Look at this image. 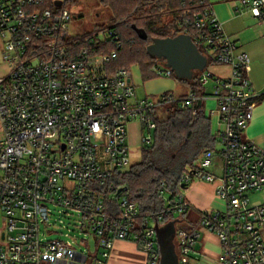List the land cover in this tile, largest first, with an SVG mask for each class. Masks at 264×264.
I'll use <instances>...</instances> for the list:
<instances>
[{"label": "built area", "instance_id": "obj_1", "mask_svg": "<svg viewBox=\"0 0 264 264\" xmlns=\"http://www.w3.org/2000/svg\"><path fill=\"white\" fill-rule=\"evenodd\" d=\"M178 1L179 9L167 3L160 13L184 25L207 58L194 80L202 92L189 86L185 97L141 99L131 71L111 72L123 48L116 26L72 37L73 0H0V58L7 68L0 76V264H88L92 246L102 258L94 264H104L116 241H132L146 264H160L155 225L178 216L188 223L193 206L183 191L196 182L217 184L223 205L200 212L191 229L176 228L178 264H194L202 231L218 237L220 264H264V202L251 200L264 193V148L245 133L264 93L253 87L250 57L227 34L215 5ZM236 1L238 16L250 14L264 27V0ZM218 65L230 68L227 78L212 72ZM151 72L174 77L159 64ZM209 101L216 108L208 114ZM172 105L193 117L202 109L215 120L216 146L173 189L162 183L163 209L143 215L127 190L114 194L109 183L132 164L130 125L141 127L138 145L151 146L157 119ZM217 155L219 177L212 173Z\"/></svg>", "mask_w": 264, "mask_h": 264}, {"label": "trees", "instance_id": "obj_2", "mask_svg": "<svg viewBox=\"0 0 264 264\" xmlns=\"http://www.w3.org/2000/svg\"><path fill=\"white\" fill-rule=\"evenodd\" d=\"M122 3L113 24L121 37L123 48L110 66L111 72L121 69L130 71L124 65L125 62L121 61L130 58L141 65L143 80L147 81L153 77L151 69L157 65V59H152L146 50L152 44L153 38L164 39L186 32L185 26L177 21L162 28L157 21L159 12L167 3L171 9H179V1L159 0L153 5H147L141 0H123ZM136 16L144 21V26L135 24L129 27L130 18ZM139 30L147 34L146 41L140 39ZM111 48L105 47L103 53H109ZM185 82L194 86V81ZM194 88L198 93L202 92L199 86ZM166 113L168 115L163 117L164 119H157V128L153 134L154 143L144 150L142 162L133 166L129 173L115 176L109 183L116 188L114 194L122 188L127 190L129 199L137 203L143 215H150L163 209V202L159 198L162 183L173 189L184 174L186 166L192 165L205 151L216 146L211 121L202 109L198 116L193 117L190 110L172 105L166 108Z\"/></svg>", "mask_w": 264, "mask_h": 264}, {"label": "crops", "instance_id": "obj_3", "mask_svg": "<svg viewBox=\"0 0 264 264\" xmlns=\"http://www.w3.org/2000/svg\"><path fill=\"white\" fill-rule=\"evenodd\" d=\"M214 5L216 12L219 11L218 16L220 20L224 22V26L227 34L240 46V48L246 52L251 60L250 63V73L249 79L258 93H264V33L262 26L258 25L257 20H255L250 14L244 16H238L235 12L237 1L236 0H210ZM224 10H227L229 17H227L224 13ZM250 17L255 22L254 26L247 27L246 30L238 31L237 22L243 17ZM259 29V33L253 34L251 33L252 29ZM237 31V32H236ZM2 51V45H0V55ZM1 57V56H0ZM1 59V58H0ZM212 72L215 75L220 76L222 78H227L230 74V68L227 66H214L212 68ZM153 75V74H152ZM161 78L167 77H158L153 75L149 80L144 81L145 83H149L153 79H158L160 83L152 84L148 87V93L145 92L144 97H139L138 87H137V96L138 98H154L153 94L158 92H162L165 87H169L170 82L167 80H162ZM169 79V78H168ZM133 80V78H132ZM183 84H178L179 87L183 88L185 86L184 97L188 93L190 89V85L185 81H181ZM182 85V86H181ZM174 94L172 91H168ZM167 93V92H165ZM159 95H156V97ZM155 97V98H156ZM207 104V102H206ZM205 104V105H206ZM211 121V120H210ZM130 126L135 130L132 134V137H137V142H139L141 127L137 123H133ZM216 128V122L212 119L211 121V130L214 132ZM246 136L255 144L264 148V97L254 110V115L252 122L250 123L247 131L245 132ZM221 165V164H220ZM213 174L217 177L220 175L215 174L213 168ZM217 184L206 183V182H196L189 186L183 193L188 198L190 203L193 206V209L190 212H193L196 217L202 211H215L222 207L223 203L216 196V188ZM261 195V199L259 201L264 202V193ZM189 212V213H190ZM188 213V214H189ZM188 222L189 227L187 229H191L195 222ZM5 227V220L3 215L0 213V235L3 232ZM90 253L92 264L96 260H101L100 250L98 248H94L92 246ZM220 254H221V246L218 237L213 233H208V231L201 232V238L199 243L196 246L195 254H194V264H220ZM148 259L146 256L137 250L136 245L132 241H116L114 247L110 253V256L107 260H104V264H146Z\"/></svg>", "mask_w": 264, "mask_h": 264}, {"label": "rangeland", "instance_id": "obj_4", "mask_svg": "<svg viewBox=\"0 0 264 264\" xmlns=\"http://www.w3.org/2000/svg\"><path fill=\"white\" fill-rule=\"evenodd\" d=\"M123 0H112V2L110 0H75V4H74V18L73 20L69 23L68 26V31L71 34L72 37H83V36H87L99 29H104V28H108L110 27L113 22H115L117 14L116 12H118L120 5L123 4L122 3ZM213 2V1H212ZM216 8V7H215ZM217 11V9H215ZM219 13V11L217 12ZM227 17H229L227 10H224V13ZM150 16V15H147ZM145 17V16H144ZM140 18V17H139ZM158 22H159V27H164V26H169L170 22V18L167 15H163L162 13L159 12L158 16ZM138 25V26H144V21L142 19H138L137 16L134 18H130L128 25L129 27L133 26V25ZM116 25V24H115ZM255 22L252 20V18L250 17H243L242 19L239 20V22H237V26H238V31L239 36L241 34V31L246 30L247 27H251L254 26ZM114 26V24H113ZM260 32L263 31L264 33V28L263 30H259V29H252L251 33L253 34H258ZM1 37H0V45H1ZM127 49V48H126ZM126 53V52H125ZM124 63L125 66H127L133 76V83L135 86L138 87V94L139 97H144L145 96V92L148 93V87L151 86L152 84H157L160 83V81H158V79H153L152 81H150L149 83H145L143 81V71L141 69V65L137 62H133L130 58H125V60H121ZM6 64H4L1 59H0V76L5 75L7 72V68L5 66ZM162 80H167L168 82H170V86L169 87H165L164 90L162 92H158L156 94H153L155 97L156 95H161L165 92L168 91H172L174 92V95L176 97H182L184 96L183 94L185 93V86L183 88L179 87L178 84H183L181 83V81L177 80L175 77H171V78H161ZM182 86V85H181ZM208 91H211L210 87H207ZM216 108V105L213 101H209L206 104V112L209 114V112L211 110H214ZM163 117L165 118L168 114L166 113V109L162 111ZM162 117V118H163ZM163 118V119H164ZM129 131H130V144H131V148H130V155H131V161L132 164L130 166L129 169L124 170L123 172H121L122 174H126L129 173L132 169L133 166H136L138 164H140L142 162V158H143V152L146 149V147H142L139 146L137 142V137L134 138L132 137L133 132L135 131L133 129L132 126L129 127ZM218 151V149H217ZM201 156L198 158V160H196L195 162H193L192 165H188L185 168L184 173H186L188 170L191 169V167L193 166H197L200 162ZM215 161V167H214V172L215 174L221 175L222 170H221V165H220V159L219 156L217 155L216 160ZM212 173H213V169H212ZM261 199V195L259 194H253L251 195V200L252 201H256ZM59 212H56L53 214L52 221L54 219H58L59 218ZM179 217L182 216H178L176 217L175 220H178ZM199 217V215H198ZM198 217H196V215H194L193 212H190L189 214H187L185 216V219L187 220V222H194L196 219H198ZM189 227V225L185 222V223H177L176 228L177 230H185ZM50 239H52L53 237H49ZM92 245V244H91ZM82 251L85 250L83 248H80ZM88 264H92L91 261V257L88 256Z\"/></svg>", "mask_w": 264, "mask_h": 264}, {"label": "water", "instance_id": "obj_5", "mask_svg": "<svg viewBox=\"0 0 264 264\" xmlns=\"http://www.w3.org/2000/svg\"><path fill=\"white\" fill-rule=\"evenodd\" d=\"M138 35L144 41L148 38L142 30L138 31ZM146 50L152 59H157V64L169 68L179 81H194L199 73L206 69L208 64L207 58L200 53L187 34H179L164 39L153 38L152 44ZM178 222V220H172L163 226L155 225L157 243L161 254L160 264H178L174 242L177 232L176 223Z\"/></svg>", "mask_w": 264, "mask_h": 264}]
</instances>
